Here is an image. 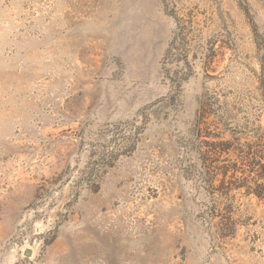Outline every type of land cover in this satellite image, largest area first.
Wrapping results in <instances>:
<instances>
[{
  "label": "rangeland",
  "instance_id": "1",
  "mask_svg": "<svg viewBox=\"0 0 264 264\" xmlns=\"http://www.w3.org/2000/svg\"><path fill=\"white\" fill-rule=\"evenodd\" d=\"M201 116L264 132V0H0V264H264V202L209 192Z\"/></svg>",
  "mask_w": 264,
  "mask_h": 264
},
{
  "label": "trees",
  "instance_id": "2",
  "mask_svg": "<svg viewBox=\"0 0 264 264\" xmlns=\"http://www.w3.org/2000/svg\"><path fill=\"white\" fill-rule=\"evenodd\" d=\"M205 125L204 116H201L197 122V147L202 155L209 192L227 200L226 203L237 192L264 202V132L257 130L253 142L241 144L235 140H219L218 135L206 131ZM223 211L216 216L219 217L216 234L220 238L232 237L236 225L228 208Z\"/></svg>",
  "mask_w": 264,
  "mask_h": 264
},
{
  "label": "water",
  "instance_id": "3",
  "mask_svg": "<svg viewBox=\"0 0 264 264\" xmlns=\"http://www.w3.org/2000/svg\"><path fill=\"white\" fill-rule=\"evenodd\" d=\"M28 254V253H27Z\"/></svg>",
  "mask_w": 264,
  "mask_h": 264
}]
</instances>
